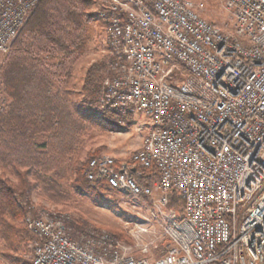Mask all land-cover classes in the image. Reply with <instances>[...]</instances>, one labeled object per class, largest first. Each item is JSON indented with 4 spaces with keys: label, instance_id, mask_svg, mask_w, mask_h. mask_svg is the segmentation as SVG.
<instances>
[{
    "label": "built area",
    "instance_id": "1",
    "mask_svg": "<svg viewBox=\"0 0 264 264\" xmlns=\"http://www.w3.org/2000/svg\"><path fill=\"white\" fill-rule=\"evenodd\" d=\"M39 1L0 0V55ZM229 5L232 32L192 0H110L100 112L143 113L148 131L129 162L100 154L86 174L149 197L169 244L153 260L137 258L108 231L72 236L66 217L36 214L23 198L33 264H264V0ZM172 190L182 215L166 213Z\"/></svg>",
    "mask_w": 264,
    "mask_h": 264
},
{
    "label": "trees",
    "instance_id": "2",
    "mask_svg": "<svg viewBox=\"0 0 264 264\" xmlns=\"http://www.w3.org/2000/svg\"><path fill=\"white\" fill-rule=\"evenodd\" d=\"M94 3L40 0L0 68L6 94L0 106V256L9 264H33L27 255L36 238L16 196L39 188L54 191L52 177H66L67 168L73 186L82 193L95 196L106 187L112 190L105 181L87 177L89 161L99 153L79 157L85 133L117 126L108 117H99L104 61L88 67L81 100L75 99L74 68L87 49ZM151 171L157 176L155 168ZM135 177L141 184L149 182L145 176ZM168 207L183 214V199L176 190L170 193ZM110 230L131 241L125 232Z\"/></svg>",
    "mask_w": 264,
    "mask_h": 264
},
{
    "label": "rangeland",
    "instance_id": "3",
    "mask_svg": "<svg viewBox=\"0 0 264 264\" xmlns=\"http://www.w3.org/2000/svg\"><path fill=\"white\" fill-rule=\"evenodd\" d=\"M94 1L96 16L88 26L87 49L74 68L73 84L77 101L81 100V86L90 65L104 61L106 67L103 71L104 75L111 74V70L108 68L112 60L109 23L104 16L110 0ZM192 1L201 17L212 22L223 31H233L235 14L229 5V0ZM9 52L0 55V68ZM102 84L103 81L101 86H103ZM5 98L4 84L0 78V106L5 103ZM98 108L101 109L100 101ZM99 115L101 118L108 117L117 126L112 129L93 128L85 133L79 157L86 158L97 152L98 155L107 154L114 156L118 161L129 162L132 153L143 142L148 131L149 119L140 112H130L124 115H114L107 112V115L102 113ZM63 175L66 177H52L56 183L55 190L52 192H48V189L45 188H39L28 195L16 196L18 205L21 207V199L26 198L29 203L34 204L35 207L32 206V208L36 214L41 211H48L63 215L66 217L70 233L74 237H80L87 230H105L110 232L115 239L129 245L132 254L137 258L147 257L153 260L161 255L162 250L169 244V239L163 229L164 216L154 208L150 198L135 200L107 187L101 195L92 196L78 191L73 186L68 168ZM173 211L175 214H180L176 209L172 210L169 207L166 213L171 214ZM111 228L125 232L131 241L119 239L110 230ZM30 248L32 252L27 256L32 259L33 241ZM0 263L9 264L1 256Z\"/></svg>",
    "mask_w": 264,
    "mask_h": 264
},
{
    "label": "water",
    "instance_id": "4",
    "mask_svg": "<svg viewBox=\"0 0 264 264\" xmlns=\"http://www.w3.org/2000/svg\"><path fill=\"white\" fill-rule=\"evenodd\" d=\"M133 172H134V170H133Z\"/></svg>",
    "mask_w": 264,
    "mask_h": 264
}]
</instances>
